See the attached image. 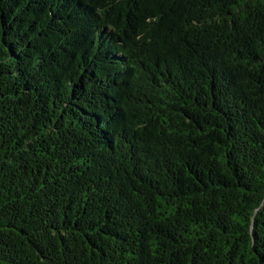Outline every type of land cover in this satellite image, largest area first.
Returning a JSON list of instances; mask_svg holds the SVG:
<instances>
[{
    "label": "trees",
    "instance_id": "1",
    "mask_svg": "<svg viewBox=\"0 0 264 264\" xmlns=\"http://www.w3.org/2000/svg\"><path fill=\"white\" fill-rule=\"evenodd\" d=\"M0 264H264V0H0Z\"/></svg>",
    "mask_w": 264,
    "mask_h": 264
}]
</instances>
